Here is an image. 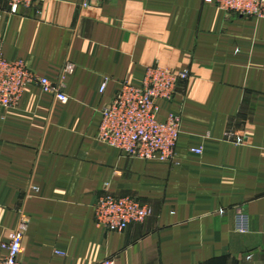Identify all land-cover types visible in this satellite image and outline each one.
<instances>
[{"label":"crops","instance_id":"0c3cea01","mask_svg":"<svg viewBox=\"0 0 264 264\" xmlns=\"http://www.w3.org/2000/svg\"><path fill=\"white\" fill-rule=\"evenodd\" d=\"M81 1L11 11L0 0V53L52 82L74 65L66 102L30 84L0 108V258L24 208L23 264H264V17L205 0ZM156 65L191 72L158 102L159 120L181 116L173 161L127 157L97 138L103 106ZM105 192L153 213L123 232L98 227Z\"/></svg>","mask_w":264,"mask_h":264},{"label":"built area","instance_id":"2783aa9c","mask_svg":"<svg viewBox=\"0 0 264 264\" xmlns=\"http://www.w3.org/2000/svg\"><path fill=\"white\" fill-rule=\"evenodd\" d=\"M11 11L21 6H32L43 0H4ZM103 0H82L80 6L87 8L98 5ZM215 4L229 15L264 17V0H205ZM74 65L68 62L62 69L60 80L38 75L23 59H8L0 53V108L17 106L25 89L30 84L52 93L61 102L68 96L64 91L65 79L73 72ZM191 75L189 69L173 70L160 65L147 69L143 84L135 86L123 83L114 98L101 109L102 121L97 134L100 142L121 150L127 157L144 160L173 161L181 131V116L169 113L166 120L158 118L159 101L172 100L181 82ZM108 78L100 91L104 92ZM237 142H243L240 138ZM192 151L201 153L202 149ZM31 189L38 191L37 187ZM18 227L2 243L5 254L0 264H23L24 238L29 225V215L24 208L19 209ZM153 213L149 204L132 196H116L105 192L94 205L95 223L98 227L113 232H123L131 224L143 223ZM237 230H248V218L244 213L238 215ZM57 254H62L56 251ZM100 264H116L113 258H106Z\"/></svg>","mask_w":264,"mask_h":264}]
</instances>
